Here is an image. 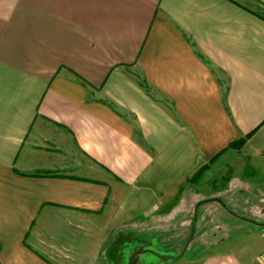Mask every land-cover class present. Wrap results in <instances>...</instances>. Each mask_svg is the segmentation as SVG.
<instances>
[{
	"label": "crops",
	"instance_id": "1",
	"mask_svg": "<svg viewBox=\"0 0 264 264\" xmlns=\"http://www.w3.org/2000/svg\"><path fill=\"white\" fill-rule=\"evenodd\" d=\"M255 1L0 0V264H107L187 189V264H264Z\"/></svg>",
	"mask_w": 264,
	"mask_h": 264
},
{
	"label": "rangeland",
	"instance_id": "2",
	"mask_svg": "<svg viewBox=\"0 0 264 264\" xmlns=\"http://www.w3.org/2000/svg\"><path fill=\"white\" fill-rule=\"evenodd\" d=\"M254 4L264 13V0H256ZM226 178L224 180H226ZM224 180L222 179L219 183L218 181L220 180L215 181V183L218 184V188L223 189L226 187L227 184H224ZM212 183L214 182L210 181L208 186ZM208 186L204 187L207 188ZM199 193L200 192H198V194ZM192 194L193 191H191V189L185 190L183 194L178 197L176 203L173 202L170 208L160 212L159 216L146 227H138L135 229L129 227L126 232L127 235L122 239L120 237L114 238L113 236L111 242L103 245V254L105 255L106 263L187 264V261L192 257V253L198 251V245L193 242L188 252L180 256V254L183 253L185 243L191 234L192 228H194V234L196 231V224H192L191 222L195 215V203L194 201L192 202V198L198 195L196 194L194 197H191ZM189 198L191 199L189 200L190 202L187 200ZM211 198L220 199L218 195ZM178 202H181L179 204L180 206L178 205V207L175 208ZM183 207H188L189 210L185 211L182 209ZM206 214L208 213L206 212ZM209 217L210 216L207 215L204 219H208ZM186 221L187 225L185 223ZM204 225L202 221L197 228L198 232L203 231V229H209L208 225ZM63 252L69 257L75 256V252L71 248H64ZM93 252L95 253V249ZM89 258L90 256H84L83 261L85 262L82 261V264H87Z\"/></svg>",
	"mask_w": 264,
	"mask_h": 264
},
{
	"label": "trees",
	"instance_id": "3",
	"mask_svg": "<svg viewBox=\"0 0 264 264\" xmlns=\"http://www.w3.org/2000/svg\"><path fill=\"white\" fill-rule=\"evenodd\" d=\"M250 135L251 134H249L248 136H246V138H244L242 140H239V141L231 144L230 147H234V148H237V149L240 148L244 144V142L246 141V139L250 137ZM207 167L208 166L206 165L205 167L201 168L198 172H196V174L190 179V182H192V183L199 182L202 179L203 173L207 169Z\"/></svg>",
	"mask_w": 264,
	"mask_h": 264
},
{
	"label": "water",
	"instance_id": "4",
	"mask_svg": "<svg viewBox=\"0 0 264 264\" xmlns=\"http://www.w3.org/2000/svg\"><path fill=\"white\" fill-rule=\"evenodd\" d=\"M208 201H217V202H219V203L222 204V201H221L220 199L211 198V199H209ZM198 206H199V204H197V205L195 206V215H196V213H197V208H198ZM245 220H247V221H251V220H248V219H245ZM251 222H253V221H251ZM193 235H194V228H192V230H191V234H190V236H189V238H188V240H187V242H186V244H185V247H184V249H183V253H184L185 249L187 248L188 244L190 243V241L192 240ZM183 253L180 254V256L183 255Z\"/></svg>",
	"mask_w": 264,
	"mask_h": 264
}]
</instances>
